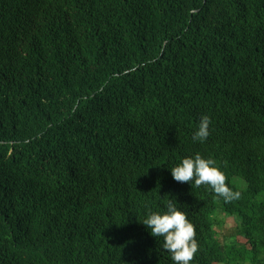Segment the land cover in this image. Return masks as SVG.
<instances>
[{"label": "trees", "instance_id": "16d2710c", "mask_svg": "<svg viewBox=\"0 0 264 264\" xmlns=\"http://www.w3.org/2000/svg\"><path fill=\"white\" fill-rule=\"evenodd\" d=\"M197 153L239 199L172 178ZM168 199L190 264H264V0H0V264H174Z\"/></svg>", "mask_w": 264, "mask_h": 264}, {"label": "clouds", "instance_id": "9594fccd", "mask_svg": "<svg viewBox=\"0 0 264 264\" xmlns=\"http://www.w3.org/2000/svg\"><path fill=\"white\" fill-rule=\"evenodd\" d=\"M210 118L202 116L198 130L193 134L194 141L203 142L209 135ZM216 161L205 159L199 153L194 157L182 158L180 163L172 167V178L178 183H194L196 187L207 185L225 202L239 199L240 193L233 192L226 184L224 173L215 166ZM173 199H168L166 211L149 212L141 222L153 237L163 238V249L171 255L174 264H190L199 250L195 239V226L188 221L186 214L176 207Z\"/></svg>", "mask_w": 264, "mask_h": 264}, {"label": "rangeland", "instance_id": "374dc122", "mask_svg": "<svg viewBox=\"0 0 264 264\" xmlns=\"http://www.w3.org/2000/svg\"><path fill=\"white\" fill-rule=\"evenodd\" d=\"M220 219H223V216L220 217ZM234 220L232 218H228L225 221L221 222V227L218 229L219 230V239H222L223 241H228L226 243H229L230 237L228 236V232L232 229L234 225ZM227 239V240H225Z\"/></svg>", "mask_w": 264, "mask_h": 264}]
</instances>
